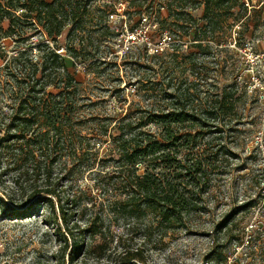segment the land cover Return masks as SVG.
<instances>
[{"label": "trees", "instance_id": "1", "mask_svg": "<svg viewBox=\"0 0 264 264\" xmlns=\"http://www.w3.org/2000/svg\"><path fill=\"white\" fill-rule=\"evenodd\" d=\"M145 1L148 2L146 6L145 3H131L128 8H135L140 15H145L159 0ZM162 2L167 3L165 8L169 16L162 21L156 19L158 30L169 35L171 32L179 38L183 34L193 37L194 46L201 49L208 46L203 42L235 15L234 9H238V21L244 19L246 25L251 20V10L260 19L264 17L263 10L252 5L253 0ZM116 9L113 3L101 4L99 0H0V40L11 37L17 45L14 55L7 58V51L0 43V60L3 61L0 67V179L10 174L14 176L9 199L2 200L3 209L9 211L10 216L20 218L47 205L56 215L55 220L61 222L53 223L62 243L60 258L55 264H64L69 247L70 264L83 250L85 254L87 250L105 248L109 240L104 214L86 217V211L96 205L98 199H102L103 208L113 216L141 219L151 214L160 230L166 232L185 225L192 216L204 212L202 195L211 186L210 173L220 157L217 151L213 159V151L208 150V145L197 148L198 135L208 127L203 119L210 115L217 117L219 113L222 116L237 115L240 89L234 84L224 87L220 100L217 95L210 109L192 112L187 109L191 102V85L182 81L176 87L173 81L169 82L163 89L164 104L158 103V108L152 104L147 115L136 120L124 117L118 127L120 134L113 138L109 136L113 142L111 161L117 164L118 173L111 180L97 181L96 189L101 193L87 198V202H92L91 206L83 204L85 193H72L69 187L66 189L65 182L77 170H93L99 149L96 150L97 144L92 142L96 136L91 137L88 133L94 132L93 127L84 124L81 110L86 103L80 101L82 83L69 71L66 56L79 63L90 62L94 67L111 62L117 64L110 58V55L118 58L113 48L103 53L109 61L99 56L100 47L112 39L114 42L124 32L134 31L141 25L143 17L134 25L122 21L116 26L110 19ZM198 9H203L201 20L193 14ZM163 22L169 23L171 29ZM68 26L67 42L61 45L59 39ZM238 32L237 44L245 31ZM33 37L36 39L32 41ZM144 50L147 52L146 48ZM124 55L125 60L129 59L133 64H140L143 58L141 54L130 52ZM145 77L134 84L155 93L158 83ZM237 123L241 122L237 120ZM151 124L157 125L158 133L144 130ZM187 124L199 126L200 133L192 135V131H187L182 134L181 130H185ZM108 133L107 129L104 135ZM103 141L106 143L107 139ZM69 163L71 167H68ZM25 198L34 200L25 205ZM98 235L103 239L102 243L85 249L88 238L95 239ZM138 252H127L125 264L137 257L142 259Z\"/></svg>", "mask_w": 264, "mask_h": 264}, {"label": "rangeland", "instance_id": "2", "mask_svg": "<svg viewBox=\"0 0 264 264\" xmlns=\"http://www.w3.org/2000/svg\"><path fill=\"white\" fill-rule=\"evenodd\" d=\"M106 1L117 8L115 16L110 18L113 25L122 21L134 25L140 17L143 18L135 33L136 39L124 32L114 40L115 45L112 39L100 47L99 56L104 58L107 56L103 53L113 48L118 58L111 55L110 58L117 64L111 62L94 67L90 62L81 63L79 60V63L66 56L69 71L82 83L80 101L86 103L81 110L84 124L93 127L94 132L90 130L88 133L91 137L96 136L92 142L97 144L95 149H99L93 170H77L65 182L66 189L69 187L72 193H85L83 204L91 206L92 202H87V198L101 193L96 189L97 181L111 180L118 173L110 153L112 138L120 134V121L124 117L136 120L147 115L153 105L158 108V103L164 104L162 96L166 84L173 81L177 87L183 81L191 85V102L187 109L192 112L210 109L212 100L217 95L220 100L224 87L231 84L240 89L237 95L240 98L236 104V116L219 113L217 117L204 118L203 123L208 127L201 130L196 140L197 148L208 145V150L213 151L211 157L214 159L217 151L220 157L210 173L211 186L202 195L204 212L192 216L185 225L166 232L160 230L151 214L141 219L113 216L103 208L102 199H98V203L85 212L86 217L104 214L109 241L104 249L93 250L92 247L100 245L103 239L99 235L95 239L88 238L85 249L92 250L85 254L83 250L73 264H125L124 256L129 251H139L142 259L137 257L127 264H264V17L260 19L251 10V20L246 25L244 19L238 21L236 18V8L235 15L227 19L222 29L203 42L207 47L201 49L194 46L193 37L183 34L179 38L170 32L172 40L165 43L164 52L155 56L153 51L144 49L148 46L149 49L155 48L154 45L165 37L166 32L158 30L155 22L169 16L165 8L167 3L159 0L151 5L148 14L140 15L135 8L128 7L131 3H145L146 6L148 2L145 0H99L101 4ZM252 5L263 10L264 15V0H253ZM151 12L155 14L150 15ZM193 14L201 20L203 9L195 10ZM163 25L169 26V23L163 22ZM69 29L70 26L60 37L61 45L66 44ZM240 30L245 33L237 44ZM145 41H150L151 45L143 46L141 43ZM221 41L224 42L221 44ZM0 43L7 51V58L14 55L17 49L14 38H2ZM127 47L131 48L132 55L141 54L140 64L125 60ZM223 47L226 50L223 51ZM144 76L158 83L155 93L146 92L142 86L134 84ZM50 91L54 90L50 88ZM107 129L109 133L105 136ZM144 130L159 132L154 124ZM181 131L182 134L192 131L193 135L200 133V127L187 124ZM68 167H71L70 163ZM13 177L10 174L0 179V264H55L60 258L62 243L56 236V224L53 223L61 222L55 220L56 215L46 204L20 218L10 216V212L3 209L2 200L9 199ZM33 200L23 199L25 205ZM223 223L228 227L224 228ZM70 250L69 247L64 264H70Z\"/></svg>", "mask_w": 264, "mask_h": 264}, {"label": "built area", "instance_id": "3", "mask_svg": "<svg viewBox=\"0 0 264 264\" xmlns=\"http://www.w3.org/2000/svg\"><path fill=\"white\" fill-rule=\"evenodd\" d=\"M115 15L113 14V15H110V18H113ZM144 19H147L146 17H144ZM142 24V23H141ZM138 29L139 28H136L134 31H129V32H127V33H130V35H132L131 37L132 38H134V39H136V36H135V33L138 31ZM165 35V37L163 38V40L161 39V42L160 43H157V45H154V47L155 48H150L149 49V46L148 45H151V42L150 41H145L144 43H141L143 46H145V45H147L148 47L146 48V50H147V52H148V50H150V51H153V53L154 54H157V53H162V52H164V48H163V46L165 45V43L170 39V40H172V36H170L168 33H166V34H164ZM159 45V46H158ZM63 51V49L62 50H60L59 52H62ZM127 52H131V48L130 47H127V51L125 52V53H127Z\"/></svg>", "mask_w": 264, "mask_h": 264}]
</instances>
